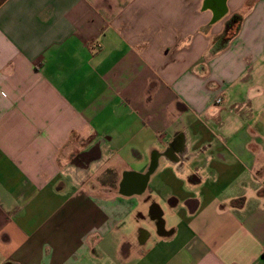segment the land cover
Here are the masks:
<instances>
[{
    "label": "crops",
    "instance_id": "obj_1",
    "mask_svg": "<svg viewBox=\"0 0 264 264\" xmlns=\"http://www.w3.org/2000/svg\"><path fill=\"white\" fill-rule=\"evenodd\" d=\"M263 252L264 0H0V264Z\"/></svg>",
    "mask_w": 264,
    "mask_h": 264
},
{
    "label": "trees",
    "instance_id": "obj_2",
    "mask_svg": "<svg viewBox=\"0 0 264 264\" xmlns=\"http://www.w3.org/2000/svg\"><path fill=\"white\" fill-rule=\"evenodd\" d=\"M232 23H228L226 26V34L231 30Z\"/></svg>",
    "mask_w": 264,
    "mask_h": 264
},
{
    "label": "built area",
    "instance_id": "obj_3",
    "mask_svg": "<svg viewBox=\"0 0 264 264\" xmlns=\"http://www.w3.org/2000/svg\"><path fill=\"white\" fill-rule=\"evenodd\" d=\"M220 101H221V99H220V98H218V99H217V102H220ZM263 254H264V252H263Z\"/></svg>",
    "mask_w": 264,
    "mask_h": 264
}]
</instances>
